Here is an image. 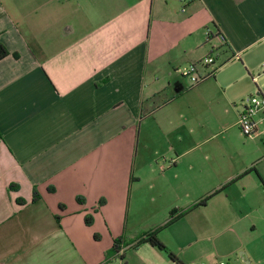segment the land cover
Masks as SVG:
<instances>
[{"label": "crops", "instance_id": "0c3cea01", "mask_svg": "<svg viewBox=\"0 0 264 264\" xmlns=\"http://www.w3.org/2000/svg\"><path fill=\"white\" fill-rule=\"evenodd\" d=\"M0 41V264H175L133 245L186 209L159 238L216 263L230 210L264 225V0H0Z\"/></svg>", "mask_w": 264, "mask_h": 264}, {"label": "rangeland", "instance_id": "374dc122", "mask_svg": "<svg viewBox=\"0 0 264 264\" xmlns=\"http://www.w3.org/2000/svg\"><path fill=\"white\" fill-rule=\"evenodd\" d=\"M194 219L195 217H187L179 225H193ZM219 225H223L219 230L221 233L213 237L214 247L211 246L217 260L226 264H264V225H240L239 210H230L226 219ZM196 257L193 264H215L205 253Z\"/></svg>", "mask_w": 264, "mask_h": 264}, {"label": "built area", "instance_id": "2783aa9c", "mask_svg": "<svg viewBox=\"0 0 264 264\" xmlns=\"http://www.w3.org/2000/svg\"><path fill=\"white\" fill-rule=\"evenodd\" d=\"M214 33L212 29L208 27L206 29L207 40H211ZM199 62L202 64H211L214 62L212 56L202 58ZM183 74L189 79L191 84H196L205 79L211 73H201L199 70V64L197 62L190 63L183 69ZM242 110L239 115L238 127L245 136H252L256 133V114L264 108V95L250 94L247 95L242 101ZM205 264V263H203ZM215 264H226L224 261L217 260Z\"/></svg>", "mask_w": 264, "mask_h": 264}, {"label": "trees", "instance_id": "16d2710c", "mask_svg": "<svg viewBox=\"0 0 264 264\" xmlns=\"http://www.w3.org/2000/svg\"><path fill=\"white\" fill-rule=\"evenodd\" d=\"M9 54L8 49L5 47V45L0 41V60L2 58H4L5 56H7ZM0 139H2V135L0 133ZM220 190V189H219ZM219 190H215L212 193L208 194L207 196H205L201 202L199 204H205L206 201L216 192H218ZM39 198V194L36 190H34L33 192V200H37ZM21 201V200H20ZM190 209H186L183 210L180 213H175V210H172L170 213V218L169 220L164 223L163 225H160L158 227H156L155 229L144 233L142 236H140L136 241L135 244L133 245L134 247L143 244V243H149L150 245L154 246L155 248H157L160 251H163L164 253H166V255L168 256V258L170 260H172L173 262H175L176 264H186L185 262H183L174 252H172L167 245H165L161 239L158 236V233L161 229H163L164 227L167 226V224L173 222L174 220H176L177 218H179L180 216H183L184 214H186ZM123 245V239L120 238H116L114 240V245L112 247V249L110 250V254H116L119 252V250L121 249Z\"/></svg>", "mask_w": 264, "mask_h": 264}]
</instances>
